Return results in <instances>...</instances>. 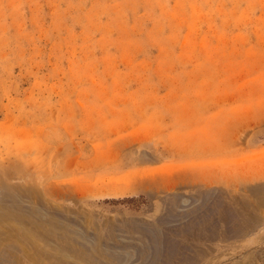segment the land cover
I'll return each instance as SVG.
<instances>
[{
    "label": "rangeland",
    "instance_id": "obj_1",
    "mask_svg": "<svg viewBox=\"0 0 264 264\" xmlns=\"http://www.w3.org/2000/svg\"><path fill=\"white\" fill-rule=\"evenodd\" d=\"M9 204L112 264H264V0H0Z\"/></svg>",
    "mask_w": 264,
    "mask_h": 264
},
{
    "label": "bare ground",
    "instance_id": "obj_2",
    "mask_svg": "<svg viewBox=\"0 0 264 264\" xmlns=\"http://www.w3.org/2000/svg\"><path fill=\"white\" fill-rule=\"evenodd\" d=\"M3 197L9 199L6 200L7 202H12V198H14L15 200L18 199L19 202L31 204L30 199L25 196L6 192ZM10 205L0 207V264L113 263L109 256H107L108 258L102 256L97 240L91 242L90 246L84 247L77 241V232L66 229L63 225L58 227L56 222L50 220L36 223L22 219L19 209L11 208ZM48 213L50 212L47 210L46 219L49 218L48 215L50 214ZM10 223L17 224L19 229ZM6 225H8L10 233L5 232ZM3 234L9 235L3 238ZM72 236L74 237L72 238Z\"/></svg>",
    "mask_w": 264,
    "mask_h": 264
}]
</instances>
